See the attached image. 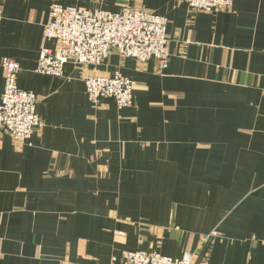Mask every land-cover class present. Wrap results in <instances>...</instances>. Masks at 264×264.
Returning <instances> with one entry per match:
<instances>
[{
    "label": "crops",
    "instance_id": "crops-1",
    "mask_svg": "<svg viewBox=\"0 0 264 264\" xmlns=\"http://www.w3.org/2000/svg\"><path fill=\"white\" fill-rule=\"evenodd\" d=\"M51 2L0 0V60L22 67L17 85L43 119L26 143L0 138V264H110L135 250L264 264V0L215 12L59 0L165 16L169 53L163 71L112 51L60 77L35 70ZM115 72L134 82L132 104L93 105L83 75Z\"/></svg>",
    "mask_w": 264,
    "mask_h": 264
},
{
    "label": "built area",
    "instance_id": "built-area-1",
    "mask_svg": "<svg viewBox=\"0 0 264 264\" xmlns=\"http://www.w3.org/2000/svg\"><path fill=\"white\" fill-rule=\"evenodd\" d=\"M192 11L215 12L229 9L234 0H181ZM167 22L165 16L122 5L117 12L63 6L52 0L43 29L36 71L62 76L64 65L73 62L81 66L98 65L115 51L120 57H131L139 63L157 61L163 71L169 61L167 51ZM53 41V49L45 45ZM4 87L0 95V138L7 134L17 143H26L43 125L36 113L37 96L18 87L16 78L22 67L14 60H0ZM85 92L93 105L112 99L119 108L132 104L134 82L119 72L113 75L85 73ZM110 264H208L197 261L195 253L185 252L180 257H169L156 250L122 251L113 256Z\"/></svg>",
    "mask_w": 264,
    "mask_h": 264
}]
</instances>
